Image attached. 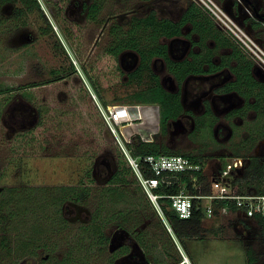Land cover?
Returning a JSON list of instances; mask_svg holds the SVG:
<instances>
[{"label": "rangeland", "instance_id": "1", "mask_svg": "<svg viewBox=\"0 0 264 264\" xmlns=\"http://www.w3.org/2000/svg\"><path fill=\"white\" fill-rule=\"evenodd\" d=\"M91 1L66 0V16L79 25L82 33L76 44L77 53L74 52V47L66 39L57 21L48 10L47 0H39L45 17L39 11H33L16 18L14 16L15 9L20 6L19 2L0 4V88H16L14 95L10 98L7 97L9 93L0 94V172H3L2 179H0V190L8 186L76 185L90 168H93L92 176L96 178L98 185H103L114 169L112 157L106 154L94 159L90 157V153L84 154L83 149L87 148V150L93 151L97 148L98 142H111V139L125 148V142L133 134H137L143 140L157 142L160 148L166 147L168 153H190L201 156L205 154L203 156L208 158L204 166L207 175L219 167L220 162L222 165L226 162L224 160L228 159L227 157L235 155V152H241L240 155L247 160L253 149L245 148L239 145V142L247 136L248 130L256 128L255 124L258 120L260 123H264V112L262 115L257 114V117H254V112L248 111L245 113L243 121L238 117L227 120L220 117L214 119L210 127H201L199 132L179 130L169 122L166 131L162 133L159 125L160 108L157 104L123 101L127 97V93L140 86L144 87L150 82L146 74L141 85L133 82L131 85L120 84L112 89L100 91V95L107 104L105 108L114 105L120 106V104L153 108L150 111L144 110L142 117H139L136 112L141 111L135 107L133 120L116 126L117 136L106 127V124H103L100 114L98 117L97 113L88 112L85 96L83 93L75 91V88L79 86V81L82 80L88 90L92 91L91 95L95 94V99L98 102L99 99L84 77L80 60L82 57L94 56L102 52L111 42L110 26L114 22H118L126 27L132 17H142L151 8L156 9L160 16L177 20L185 6L188 5L187 0H98L101 10L96 19L91 20L87 18L86 9L83 6ZM254 2L256 4L260 0H254ZM48 23L52 29L43 33V28ZM190 28L192 25L188 23L182 26L183 33L181 35L183 38L187 37L185 34L189 33ZM189 38L196 41L198 34L195 32ZM222 41L216 39L217 44H221V46H217V54L226 55L231 50V46L227 42H225L226 44L221 43ZM203 42L207 48L213 42V38L208 37ZM167 43L169 44V41ZM135 55L130 49L119 55L125 72L136 66ZM153 62L151 59L150 68L159 74L164 86L166 87L167 82L171 84V76L164 67L163 61ZM70 63L75 66L78 78L75 75L68 76L59 82L52 81L28 87L34 82H45L57 74L66 73ZM106 63L107 61H105ZM223 71L224 76L231 77L229 70L224 69ZM18 87L22 88L17 90ZM36 104L46 111L49 110L45 111L46 115L43 117L46 121L44 128L40 129L45 137H41L39 141L25 147L16 134L25 132L39 123L40 118ZM140 108L142 109V107ZM67 110L72 112H65ZM79 120L88 125L90 132L84 133L86 128L83 124L77 125ZM216 121L227 127V136L223 130L218 128L217 131V127L213 126ZM101 125L102 128L98 132V127ZM212 129L215 134L217 133L216 140L213 138L215 136H213ZM70 130L75 132L70 134ZM71 135L73 137L68 139ZM24 136H28V134H24ZM63 140V143L69 142L64 145ZM78 143L82 148H76V145L79 146ZM213 154H220V157H215ZM204 177L205 179L199 183L200 189L209 186V184L207 185L209 177ZM250 191L253 192L254 188H250ZM41 207L36 208L35 213L28 216L27 214L21 215L18 227L23 236L30 232L29 226L42 220L44 212ZM92 209L93 204L88 201L82 203L67 201L64 203L63 216L68 220L72 235H65L66 231L65 234L62 232L53 235L55 242H58L56 252L62 250L67 242H73L74 231H77L81 224L89 221ZM218 217L221 229H216L217 235L207 231L205 238H186L183 241V247L179 243L192 263L248 264L246 250L251 249L256 256V260L252 264H264V229L243 231L241 219H238L236 214L228 216L218 214ZM208 223L211 222L206 221V225ZM108 232H110V241L107 245L109 251L121 249L124 245L129 246L130 251L104 264H121V262L145 264V256L133 243L127 232L117 230L113 226L108 228ZM241 236L244 239H241ZM26 238L23 237V239ZM49 238L51 237L46 234L38 242L41 244L53 242V239ZM36 252L37 254L33 257L13 255L12 260L7 256L5 263L38 264L40 257H46L47 254L42 247L36 249ZM89 264L96 263L90 262Z\"/></svg>", "mask_w": 264, "mask_h": 264}, {"label": "trees", "instance_id": "2", "mask_svg": "<svg viewBox=\"0 0 264 264\" xmlns=\"http://www.w3.org/2000/svg\"><path fill=\"white\" fill-rule=\"evenodd\" d=\"M6 2L20 3V6L15 9L14 16L16 18L33 11H39L45 17L39 0H0L2 5ZM187 4L180 19L176 21L160 16L156 9L151 8L142 17H132L126 27L114 22L109 28L111 42L103 51L94 56L81 58L80 66L84 77L97 94L103 107H106L107 104L100 95L101 90L112 89L120 84L131 85L133 82L141 85L146 74L150 82L144 87L140 86L127 93V97L123 101L157 104L160 108V131L162 133L166 131L168 121L179 114L182 106L179 101V93H171L162 87L157 74L150 68V60L153 56L165 58L168 61L170 70L181 81L190 72L207 71L203 68V65L204 63L210 64V58L196 57V61L199 63L198 66L187 61L179 64L169 61L166 46L159 44V37L178 35L181 27L187 23L191 24L193 30L199 35L202 49H205L203 42L205 39L208 37L217 39L218 36L217 29L211 19L193 2L188 0ZM47 5L66 39L74 47V52L77 53L76 44L79 42L82 33L79 25L69 20L65 15L66 0H47ZM87 8L88 18L95 20L101 10V4L98 0H92ZM48 29H52L50 24L47 28H43V33H47ZM128 49L135 50L138 53L139 62L133 71L126 74L119 63V55ZM236 60L237 67L234 69L236 80L232 84L251 83L255 86L256 82L250 71L252 63L243 54L236 57ZM105 61H107L106 64ZM74 75L78 78L75 66L70 63L69 70L66 73L57 74L45 82H34L29 84L28 87L47 84L52 81L59 82L68 76ZM125 75L126 79L124 78ZM21 88L18 87L17 90ZM15 89L11 87L0 88V94L9 93L7 97L10 98L14 95ZM75 91L83 93L85 96L88 112L97 113L96 115L99 117V109L91 95L92 91L88 90L82 80L79 81V86L75 88ZM36 110L39 113V123L25 132L16 134L25 147L39 141L41 137H45L40 129L44 128L46 121L43 117L49 110L46 111L37 104ZM65 112L72 111L67 110ZM78 123V126L80 124L85 126L86 131L84 133L90 132L86 123L81 120ZM103 124L105 123L103 122ZM102 125L98 127V132ZM74 132V130H70L69 133ZM24 134H28V136H24ZM72 137L73 135L69 136L68 139ZM255 141L254 138L251 144H254ZM67 143L63 144L66 145ZM79 146L76 145V148H82L81 144ZM96 147L95 150H91L92 152L84 148L83 153H90V157L94 159L109 154L114 162L113 172L104 181L103 185H98L96 178L92 176L93 168H90L76 185L54 187L8 186L0 190V264H6L5 258L7 256L8 258L13 255L33 257L37 254L36 249L40 247L45 250L47 256H41L38 264H89L90 262L104 264L110 262L129 250V246L125 245L121 249L108 250L107 245L110 241L108 228L112 226L117 230L127 232L150 264H184L182 263V255L176 246V241L183 247L182 244L186 238H205L207 231L217 235L216 229H221V225L218 223V214L211 219H206L201 212L194 211L190 218L183 219L171 208L169 198L160 199L163 220L139 184L120 145L114 139H111V142H98ZM125 149L131 156L168 153L166 147L160 148L157 142L143 140L137 134H133L125 142ZM146 175H149L148 172H146ZM2 176L3 172H0V179H2ZM194 176L197 178L198 183L205 179L198 171L182 177L192 190L194 188H192L189 181ZM232 184L236 193L250 192V188H254L255 192L264 193V165L259 163L257 158L248 157L243 176L233 178ZM175 190L176 187L165 188V191L169 193ZM199 191L208 192L209 187L199 189ZM67 201L80 203L88 201L93 204V209L89 221L81 224L78 230L74 231L75 233L73 232V242H67L62 250L56 252L58 242H55L53 235L62 232L65 234V231V235H72L68 220L63 216V205ZM223 202L220 201L219 204ZM40 206H42L44 212L42 220L29 226L30 232L23 236L18 227L21 215L27 214L28 216L35 213L36 208ZM33 217L36 218L37 216ZM206 221L211 223L206 225ZM256 225V230L264 229V219H258ZM168 226L171 230H168ZM246 226L248 227V225ZM46 234L51 237L49 239H53V242L39 243L38 241ZM23 237L27 238L23 239ZM19 239L21 240L19 241ZM246 254L248 264L254 263L256 256L251 249H247Z\"/></svg>", "mask_w": 264, "mask_h": 264}, {"label": "flooded vegetation", "instance_id": "3", "mask_svg": "<svg viewBox=\"0 0 264 264\" xmlns=\"http://www.w3.org/2000/svg\"><path fill=\"white\" fill-rule=\"evenodd\" d=\"M218 1L223 3L229 14L241 26H243L247 31L254 34L259 41L264 43V0H260V2L256 4L254 0H218ZM89 4L90 2L83 5L86 9L87 18H88L87 7ZM66 10L67 8L65 9V15H66ZM49 11L52 17L55 19L52 11L51 10ZM180 17L177 20H179ZM216 29L218 33L217 38L219 40L224 41V42L222 41L221 43L227 42L231 46L230 48L231 50H229L228 53L225 52L227 53L226 55H219L220 53L217 54V46L218 45L221 46V44L220 43L217 44L215 38H213V42L211 43V45L209 47L207 46V49L206 47L205 49L201 48L199 35L196 41H192L191 38L189 37H191V35L195 33L193 28L189 29L190 31L189 33L185 34L187 35V37L185 38H183V36L181 35L183 33L181 27L180 33L178 35L172 37L161 36L158 39L159 44L166 46V54L168 56V60L173 61L177 64L187 61L190 62L192 65L198 66L199 63L196 61V57L203 56L210 58V64L204 63L203 65V68L207 69V71L190 72L186 74L181 81H179L174 75V73L170 70L168 61L165 58L161 56L152 57L154 62L163 61L164 67L167 69V71L171 76L170 82L173 85L167 82V84L165 83L166 84L165 87L159 74H157L154 71V73L157 74L159 78V82L162 85V87H164L165 90L171 93H179V101L182 106L181 110L174 119H170L168 121V123L170 122L175 128H178L179 130H188V131L190 130L192 132H199L201 127H206V126L210 127L211 122H213L214 119L216 120L217 118L220 117L226 120L238 117L243 121V117H245V113L248 111L254 112V117L255 116L257 117V114L260 116L262 115V112H264V104H262V101H264V81L262 80L264 79H260V77L255 76L253 74V69L255 67L253 66L252 60L246 54H244L238 48V46L234 42H232L231 39L222 30H220L219 28ZM168 41L169 44L167 43ZM174 47L176 48L173 49ZM133 53L136 54L135 55L136 66L132 70L126 72V74L133 71L138 65L139 55L135 50H133ZM242 54L252 63V67L250 71H251V76L254 78L256 82L255 86H253L251 83L232 84L236 80V76L234 73V69L235 67H237L236 57H240ZM120 61L121 59L119 60V62ZM121 67L123 69L122 65ZM224 69L230 71L231 77L223 75ZM262 77H264V75H262ZM124 78L126 79V75L124 76ZM166 81H168L167 78ZM255 125H257L256 128L252 130H248L247 136L244 137L239 142V145L245 148L253 149L249 157L257 158L259 163L264 165V123H260V121L258 120ZM213 126L217 127V131L218 128L223 130L225 136H227V127L222 125L221 122L218 123V121H216L215 123H213ZM213 131L214 130L212 129V132ZM213 136H215L213 137L214 140L218 138L217 133L215 134L213 132ZM254 138L256 139L255 141L256 144L255 143L251 144ZM240 154L241 152H235V155H232L231 157H227L228 159H225L224 161H227L234 157H240L244 159L246 166V159L244 158V156ZM203 155L202 156L200 155L201 156L200 158L204 160V162H206L207 161L206 159L208 158L206 156L204 157ZM213 155H215V157H220V154H213ZM242 229L243 231H247V232L256 231V228H249L247 226H244ZM240 238L244 239L243 236H241ZM133 243L136 244L134 241ZM129 251L130 248L127 253H129ZM144 260L147 259L145 258ZM122 263L129 264L128 262H121V264ZM182 263L188 264V258L186 261H184V258L182 256ZM148 264H150L149 261Z\"/></svg>", "mask_w": 264, "mask_h": 264}, {"label": "built area", "instance_id": "4", "mask_svg": "<svg viewBox=\"0 0 264 264\" xmlns=\"http://www.w3.org/2000/svg\"><path fill=\"white\" fill-rule=\"evenodd\" d=\"M189 1L196 4L211 19L214 26L222 30L252 60L258 72L264 75V43L241 26L229 14L222 2L218 0ZM92 96L95 99L94 93ZM95 102L103 122L115 136H117V125L133 120L135 107L141 111L136 112L139 117H142L144 110L153 109L149 106L121 104L105 108L96 99ZM119 145L139 184L163 220L161 198H169L171 208L183 219L190 218L194 211L201 212L206 219H211L217 214L222 216L236 214L238 219H241L242 226L248 225L249 228H256L258 219H264V193L255 191L236 193L233 190V178L243 175L245 168L243 158H231L207 175L204 167L206 162L200 158L199 154L157 153L131 156L121 144ZM194 171L209 177L208 192L199 191V183L195 176L189 181L193 190L182 179L183 176ZM146 172L149 175H146ZM173 187H176L174 192L165 191V188ZM220 201L224 202L219 204ZM168 230H171L169 226ZM184 261H186L185 257Z\"/></svg>", "mask_w": 264, "mask_h": 264}, {"label": "crops", "instance_id": "5", "mask_svg": "<svg viewBox=\"0 0 264 264\" xmlns=\"http://www.w3.org/2000/svg\"><path fill=\"white\" fill-rule=\"evenodd\" d=\"M176 246H177L178 250L180 251L181 255H182V253H183L185 256H187V258H188V264H193L192 261H191V259H190V258L188 257V255L183 251V248L180 246L179 242H177V241H176ZM181 248H182V249H181ZM184 264H185V263H184Z\"/></svg>", "mask_w": 264, "mask_h": 264}, {"label": "water", "instance_id": "6", "mask_svg": "<svg viewBox=\"0 0 264 264\" xmlns=\"http://www.w3.org/2000/svg\"><path fill=\"white\" fill-rule=\"evenodd\" d=\"M225 8H226V7H225ZM253 74H254L255 76L260 77V79H264V77H262V75L256 70V68L253 69ZM262 81H264V80H262ZM144 262H145V264H148V260H144Z\"/></svg>", "mask_w": 264, "mask_h": 264}, {"label": "bare ground", "instance_id": "7", "mask_svg": "<svg viewBox=\"0 0 264 264\" xmlns=\"http://www.w3.org/2000/svg\"><path fill=\"white\" fill-rule=\"evenodd\" d=\"M183 255H184V254H183ZM183 255H182V256H183ZM184 257L186 258V256H183V258H184ZM186 260H187V258H186Z\"/></svg>", "mask_w": 264, "mask_h": 264}]
</instances>
